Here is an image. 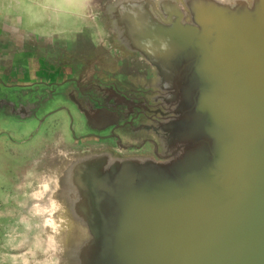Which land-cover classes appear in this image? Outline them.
<instances>
[{
    "label": "water",
    "instance_id": "obj_1",
    "mask_svg": "<svg viewBox=\"0 0 264 264\" xmlns=\"http://www.w3.org/2000/svg\"><path fill=\"white\" fill-rule=\"evenodd\" d=\"M228 1L193 0L190 8L196 23L191 28L198 30L206 47L221 57L214 61L218 69L226 76L229 71L237 73L242 85L247 79L250 88L258 90L261 82L264 85V0H254L251 6L240 1L234 9ZM202 9L214 10L215 17L202 18ZM239 112L228 109L230 122L218 119L219 131L213 127L210 132L212 140L213 135H224L229 145L221 147L228 148L229 156L214 159L213 169L207 158H192L182 167L175 166V172H155L154 167L116 174L111 170L113 177L109 179L99 163L90 166L93 172L85 169L75 173L74 183L81 187L71 188L74 195L70 198L80 201L81 197L83 203L73 205L72 212H83L88 217L86 222L100 230L92 237L97 244L89 243L91 258L85 260L163 264V260H152L156 255L168 257L164 259H169V264H264V123L240 121ZM256 113L264 119L262 111ZM250 131L259 133L247 136ZM230 163L238 169H228ZM95 179L110 190V195L91 187ZM236 180L240 187H234ZM109 198L110 205L105 202ZM92 216L97 219L91 220ZM108 246L113 250L110 258Z\"/></svg>",
    "mask_w": 264,
    "mask_h": 264
},
{
    "label": "crops",
    "instance_id": "obj_2",
    "mask_svg": "<svg viewBox=\"0 0 264 264\" xmlns=\"http://www.w3.org/2000/svg\"><path fill=\"white\" fill-rule=\"evenodd\" d=\"M153 1L157 8L152 7L159 18L162 12L173 17L175 13L181 14L180 7H183L184 20L190 19V23H196L192 20L193 10L190 8L193 0H166L170 6L169 11L167 5L162 6L164 0ZM105 4L139 8L141 16L138 23L142 28H147L144 25L147 23V14L152 18L149 28L153 31L163 33L167 27L156 16L153 20L152 10L146 11V0H0V165L7 167L8 162H11L13 171H22L20 165L16 169L15 162L20 163L22 156H25L24 149L32 146L44 150L43 154L47 153L46 157H51L52 164L47 170L59 174L61 180L55 183L57 186L54 189L57 192L45 196V201L47 199L50 203L53 197L60 199L63 214L57 220L65 225L61 236L93 237L100 234L99 229L96 230L86 222V214L81 211L72 212L68 207L82 204L83 199L80 197L79 201L78 198L72 199L59 193L61 189L66 191L81 187L74 183L75 173L90 170L91 165L99 163L104 165L105 173L108 174L111 170L115 174L130 172L132 169L142 172L146 167H154L155 172H175V166L182 157L179 155L162 161L148 147L141 152L124 154L104 151L99 144H92L94 149L89 143L83 145L84 149L74 147L70 117L73 116L76 124L78 112L73 111L70 104L72 101L88 106V97L92 96L95 102L109 105L128 98L150 97L156 101V109L162 113L167 108V97L175 96L176 92L179 96L173 81L174 57L168 54L156 59L166 67L169 80H165L164 73L157 71V65L141 49L142 45L146 46L145 40L138 38L134 32H131L132 35L127 34L125 24L114 31L103 22L93 19L91 15L99 12ZM83 30L86 39L80 42L77 35ZM58 93L70 94V103L58 100L51 102V95ZM28 111L36 116L35 121H29ZM157 116L162 118L163 115L157 113ZM35 122L38 123L37 129L33 126ZM20 123L31 126L30 130L5 128ZM110 126V123L105 122L102 128L110 129ZM29 134L35 137H27ZM132 140H137L136 136L125 138V141ZM161 152L163 157L168 153L163 150ZM112 177L109 174V179ZM95 183L92 188L103 189L100 180L95 179ZM103 190L110 195V190ZM105 202L110 205V198ZM107 231L110 233V229ZM112 252L108 246V258ZM96 263L99 264L98 261H86L85 258L77 262Z\"/></svg>",
    "mask_w": 264,
    "mask_h": 264
},
{
    "label": "flooded vegetation",
    "instance_id": "obj_3",
    "mask_svg": "<svg viewBox=\"0 0 264 264\" xmlns=\"http://www.w3.org/2000/svg\"><path fill=\"white\" fill-rule=\"evenodd\" d=\"M151 4H146V11L152 10L151 15L155 20V16L157 18L159 16L153 7H157L152 1ZM131 6L118 7L105 4L99 12L93 13L91 16L114 31H118L119 27L125 24L127 34L132 35L131 32H134L138 38L145 40L146 44L141 40L146 45L145 47L142 45L141 49L150 61L157 65V71L164 73L165 80H169L166 67L156 59L159 56L172 55L175 59L172 72L173 81L178 88L179 96L176 92L175 96L167 97V108L162 110V113L156 109L157 103L150 97H134V99L130 98L131 100L128 98L109 105H106L105 102H95L96 100L92 99V96L88 97L90 98V102L86 104L88 106L72 101L70 104L73 111L78 112L79 123H76L83 129L80 136H77L78 128L75 130L76 134L75 131H72L71 120L74 121V118L71 116L70 134L74 147H77L78 150L84 149L83 145L89 143L94 149L99 144L104 151L110 150L122 154L141 152L145 147H148L152 148L151 152L158 155L162 161L182 155L177 164L178 167L179 165L184 166L192 158H207L211 169L215 168L213 160H223L227 155L229 156L228 150H226L228 148L225 150L221 148L222 146L229 147V145L223 139L224 135L218 137L213 135L215 138L211 140L210 132L214 129L213 127L218 130L219 120L230 122L231 117L227 116V110L230 108L237 109V111L240 109L237 118L240 121L244 119L255 125L263 124L264 119H261L256 113L258 109L264 113L263 82L256 90L250 88L247 79L244 81L245 86L242 85L237 73L229 71L226 76L225 72L218 69L214 62L221 60L219 54L213 53L211 47H206L200 38V32L194 27L191 28L194 24L190 23V19L184 20L182 13H175V18L173 15L159 13L161 17L159 19L167 25L163 33H159L149 28L152 18L150 19V15L147 13V19H145L147 23H144L147 28H142L138 23L139 16H141L138 12L139 8ZM167 17L169 18L166 19ZM221 49L223 51V48ZM252 71L255 75L258 73L255 68ZM232 73L233 75H231ZM235 76L234 81L232 78ZM257 76L259 78L258 74ZM178 99L180 101L177 104ZM226 100L229 101V104H226ZM157 113L163 115L162 118L158 117ZM217 114H219V118L216 117ZM232 118L235 119L234 116ZM105 122L110 123V129L102 128ZM216 124L218 126H215ZM255 133L259 132L250 131L247 136L254 137L257 135ZM152 134L155 135L154 138ZM127 136H136L137 140L125 141ZM161 150L168 152L164 157L170 156V158H164ZM105 153L109 154V152ZM226 167L238 169L237 165L233 163L227 164ZM220 179L222 184L226 182L224 173ZM237 182L236 180L234 187L242 185ZM64 191L61 189L59 193L63 194Z\"/></svg>",
    "mask_w": 264,
    "mask_h": 264
},
{
    "label": "rangeland",
    "instance_id": "obj_4",
    "mask_svg": "<svg viewBox=\"0 0 264 264\" xmlns=\"http://www.w3.org/2000/svg\"><path fill=\"white\" fill-rule=\"evenodd\" d=\"M151 1L146 0V4H151ZM164 1L162 6L169 4ZM240 1L251 6L254 0H229L228 3L231 9H234ZM195 4L199 5L198 1ZM207 5H210V2ZM77 38L80 42L85 41V30L77 35ZM71 99L72 96L67 93L51 95V102L58 100L69 104ZM28 113L29 121H35L36 116L29 111ZM71 124L72 131L78 128L77 136H80L83 129L75 124L73 119ZM33 126L37 129L38 123L35 122ZM5 128L26 131L30 130L31 126L20 123L18 126L9 125ZM27 137L35 136L29 134ZM152 137L155 135L152 134ZM35 148L36 146L25 148V156H22L20 163L15 162L16 169L18 165L21 166L20 172L13 171L11 162H8V166L4 164L7 167L0 165V264H77L82 258L91 256L88 248L89 245L92 247V244L89 243L94 241L93 244H97L96 239L87 236H61L65 225L57 220L59 215L63 214L60 199L53 197L50 203L47 199L45 201V196L57 192L54 186H57L55 183L61 179L56 172L47 170L52 164L51 157H46L44 150ZM41 151L42 154L39 155ZM44 201L45 203H41ZM68 207L73 210V205ZM102 209L108 210L105 207ZM49 217V220L46 219Z\"/></svg>",
    "mask_w": 264,
    "mask_h": 264
},
{
    "label": "bare ground",
    "instance_id": "obj_5",
    "mask_svg": "<svg viewBox=\"0 0 264 264\" xmlns=\"http://www.w3.org/2000/svg\"><path fill=\"white\" fill-rule=\"evenodd\" d=\"M167 10L168 11L170 10V6L169 5H167ZM215 15H216V12L214 10H212V9L210 11H206L204 9H202L200 11V16L202 18H204V19H207V20L212 19L213 17H215ZM62 195L68 196L70 198L71 196L74 195V191L72 189H68V190L64 191ZM151 258L154 261L158 262L159 260H163L162 261L163 264H169V261H168L169 259H164V258H168V257H164V256H158L157 257L156 255H153Z\"/></svg>",
    "mask_w": 264,
    "mask_h": 264
}]
</instances>
